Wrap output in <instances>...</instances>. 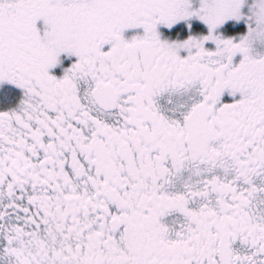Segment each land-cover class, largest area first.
I'll use <instances>...</instances> for the list:
<instances>
[{"label":"snow or ice","instance_id":"6c2138e0","mask_svg":"<svg viewBox=\"0 0 264 264\" xmlns=\"http://www.w3.org/2000/svg\"><path fill=\"white\" fill-rule=\"evenodd\" d=\"M0 264H264V0H0Z\"/></svg>","mask_w":264,"mask_h":264}]
</instances>
